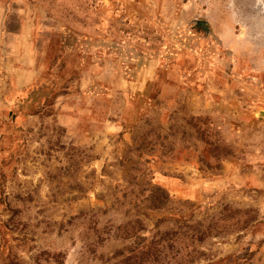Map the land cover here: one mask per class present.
Masks as SVG:
<instances>
[{
    "label": "rangeland",
    "instance_id": "obj_1",
    "mask_svg": "<svg viewBox=\"0 0 264 264\" xmlns=\"http://www.w3.org/2000/svg\"><path fill=\"white\" fill-rule=\"evenodd\" d=\"M0 264H264V0H0Z\"/></svg>",
    "mask_w": 264,
    "mask_h": 264
},
{
    "label": "crops",
    "instance_id": "obj_2",
    "mask_svg": "<svg viewBox=\"0 0 264 264\" xmlns=\"http://www.w3.org/2000/svg\"><path fill=\"white\" fill-rule=\"evenodd\" d=\"M8 72L14 76V79H35L36 72L33 67L30 66H12Z\"/></svg>",
    "mask_w": 264,
    "mask_h": 264
},
{
    "label": "trees",
    "instance_id": "obj_3",
    "mask_svg": "<svg viewBox=\"0 0 264 264\" xmlns=\"http://www.w3.org/2000/svg\"><path fill=\"white\" fill-rule=\"evenodd\" d=\"M154 193L157 195V199H154V207L156 209L164 207L169 199V194L166 192V189L163 187H157Z\"/></svg>",
    "mask_w": 264,
    "mask_h": 264
}]
</instances>
